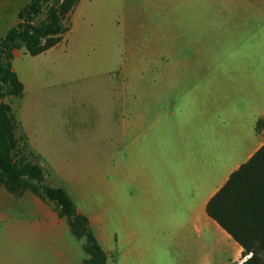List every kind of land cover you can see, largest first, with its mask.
Segmentation results:
<instances>
[{
	"label": "crops",
	"instance_id": "1",
	"mask_svg": "<svg viewBox=\"0 0 264 264\" xmlns=\"http://www.w3.org/2000/svg\"><path fill=\"white\" fill-rule=\"evenodd\" d=\"M228 5L239 7L247 17L244 33L249 40L239 52L229 53L235 65L221 63L212 82L189 84L171 81L187 79L189 65L175 69L166 64L164 75L171 82L164 84L163 98L157 96L158 84L153 85L155 98L141 97L139 92L126 98L123 82L115 117L110 114L104 121L107 127L100 130L101 137L115 141H110L114 153L102 159V166L115 169V182H106L99 211L91 213L75 205L87 216L107 264H241L245 260L244 249L208 215L207 206L231 174L264 145V137L256 131L257 121L264 117V0ZM80 9L87 17L88 4L80 0L68 17L66 35L72 33V20ZM63 42L64 38L56 47ZM56 47L33 57L45 56ZM27 54L25 48L13 51L12 67L26 101L16 137L27 138L35 154L33 127L42 129L46 121L49 125L54 120L24 115L33 105L30 100L40 99L43 75L25 60ZM173 92L184 97L171 99ZM39 157L46 182L57 186L46 165L51 162L61 176L60 166L50 157ZM83 245L55 203L31 191L13 194L0 184V264H87Z\"/></svg>",
	"mask_w": 264,
	"mask_h": 264
},
{
	"label": "rangeland",
	"instance_id": "2",
	"mask_svg": "<svg viewBox=\"0 0 264 264\" xmlns=\"http://www.w3.org/2000/svg\"><path fill=\"white\" fill-rule=\"evenodd\" d=\"M30 1L0 0V37L19 23L18 14ZM235 1L241 0H84L87 17L77 11L74 29L62 44L45 56L27 54L25 60L43 75L40 99H31L33 105L24 115L54 120L49 125L46 121L42 129L33 127L35 154L60 166L63 176L51 162L46 165L51 180L68 190L81 210L99 211L106 182H115V169L102 166V159L114 153L110 141L115 137L103 138L100 130L107 127V116L116 114L123 82L126 98L135 92L155 98L154 84H158L157 96L163 98L164 84L171 81L212 82L216 67L235 65L229 53L239 52L249 40L244 11L228 5ZM45 12L46 8L34 24L44 19ZM66 22L70 24L69 19ZM190 52L198 54L187 58ZM166 64L175 69L189 65L192 70L187 79L169 81L164 75ZM170 97L184 96L173 92ZM24 101L10 96L4 100L17 123ZM259 133L264 137V128Z\"/></svg>",
	"mask_w": 264,
	"mask_h": 264
},
{
	"label": "trees",
	"instance_id": "3",
	"mask_svg": "<svg viewBox=\"0 0 264 264\" xmlns=\"http://www.w3.org/2000/svg\"><path fill=\"white\" fill-rule=\"evenodd\" d=\"M80 0H31L18 14L19 23L0 37V184L19 195L31 191L53 202L71 228L74 238L84 240L87 264H107L103 251L86 215L79 213L73 198L62 186L46 182V170L30 150L24 136L16 137L18 123L6 97L20 98L24 86L12 67L15 49L25 48L38 56L56 47L70 31L67 20ZM46 8L38 24L33 20ZM264 117L256 123L259 133ZM208 215L244 249L241 264H264V145L244 165L231 174L228 182L207 206Z\"/></svg>",
	"mask_w": 264,
	"mask_h": 264
}]
</instances>
